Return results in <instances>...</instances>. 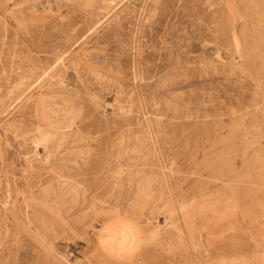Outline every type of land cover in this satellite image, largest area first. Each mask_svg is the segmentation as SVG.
<instances>
[{
  "label": "rangeland",
  "instance_id": "1",
  "mask_svg": "<svg viewBox=\"0 0 264 264\" xmlns=\"http://www.w3.org/2000/svg\"><path fill=\"white\" fill-rule=\"evenodd\" d=\"M263 3L0 0V264H264Z\"/></svg>",
  "mask_w": 264,
  "mask_h": 264
},
{
  "label": "bare ground",
  "instance_id": "2",
  "mask_svg": "<svg viewBox=\"0 0 264 264\" xmlns=\"http://www.w3.org/2000/svg\"><path fill=\"white\" fill-rule=\"evenodd\" d=\"M264 4V3H263ZM57 65V64H56ZM49 73H50V71H49ZM60 74V73H59ZM55 75V74H54ZM56 76V75H55ZM60 76V75H59ZM37 108V107H36ZM27 125V124H26ZM26 129V128H25ZM25 131V130H24ZM39 131H40V129H39ZM53 132V131H52ZM55 133V132H54ZM39 134H41V133H39ZM38 137V136H37ZM34 141H35V139H34ZM43 141V140H42ZM39 144V143H38ZM44 144V143H43ZM48 144V143H47ZM47 146V145H46ZM34 171V170H33ZM37 172V171H36ZM81 172V171H80ZM55 174V173H54ZM53 174V175H54ZM59 174H61V173H59ZM40 176H41V174H40ZM69 176L71 177V175L69 174ZM68 177V176H67ZM78 179V178H77ZM62 180H63V178H62ZM73 181V180H72ZM203 187V186H202ZM199 188H201V187H199ZM46 190V189H45ZM195 191V190H194ZM202 191V190H201ZM200 192V191H199Z\"/></svg>",
  "mask_w": 264,
  "mask_h": 264
}]
</instances>
